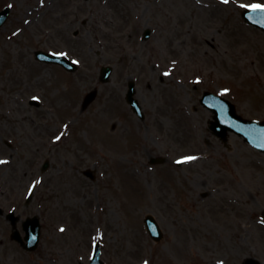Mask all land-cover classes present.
Here are the masks:
<instances>
[{
  "label": "rangeland",
  "instance_id": "obj_1",
  "mask_svg": "<svg viewBox=\"0 0 264 264\" xmlns=\"http://www.w3.org/2000/svg\"><path fill=\"white\" fill-rule=\"evenodd\" d=\"M253 3L264 0H0L12 7L0 28V207L22 235L27 217L42 222L27 251L0 214V264H90L97 241L107 264H264V153L233 132L223 143L199 101L211 90L264 120V32L241 16ZM131 79L144 120L125 98ZM184 156L197 159L178 165Z\"/></svg>",
  "mask_w": 264,
  "mask_h": 264
},
{
  "label": "water",
  "instance_id": "obj_2",
  "mask_svg": "<svg viewBox=\"0 0 264 264\" xmlns=\"http://www.w3.org/2000/svg\"><path fill=\"white\" fill-rule=\"evenodd\" d=\"M9 12H10L9 7H7L5 10L0 12V25L6 20ZM244 18L250 23H253L256 26L261 27L264 30V13L253 12L252 10H249L244 12ZM36 54L40 59L60 62L72 69L74 67L73 64H70V62L63 57L44 53L42 51H38ZM108 70L109 68L105 69V75H107ZM95 95H96L95 91L91 92L86 98L85 105H87L95 97ZM128 97L129 100L134 104L135 109L140 113V107L138 106L137 101L132 98V92L129 93ZM203 101H206V104L212 107V109L215 112L216 121L213 122L212 128L219 136H221L224 140H226L227 130L231 129L242 135H245L247 140L252 142L254 145L258 146L260 149L264 150V122L258 123V122L242 119V117L236 114L234 106H232L229 102H227L223 98L217 97L214 94L207 93L203 98ZM8 217L13 220V223H15L16 218L14 217L13 214H10ZM146 222L148 229L152 234L156 235L157 233H159L157 223L152 216H148ZM24 225L28 231L27 238L29 241H31L29 245H31L34 248L36 247L39 239L38 218L37 217L32 219L29 218L24 223ZM13 237L21 241V238L17 231L13 234ZM97 258H95L94 261L95 264L97 263ZM245 264H259V263L254 259H247Z\"/></svg>",
  "mask_w": 264,
  "mask_h": 264
},
{
  "label": "snow or ice",
  "instance_id": "obj_3",
  "mask_svg": "<svg viewBox=\"0 0 264 264\" xmlns=\"http://www.w3.org/2000/svg\"><path fill=\"white\" fill-rule=\"evenodd\" d=\"M222 3L227 4V3H229V0H222ZM9 7H11V5H9ZM241 7L242 8H250L253 12H262V13H264V4H261V3H253V4L241 5ZM54 55H58V56L63 57V56H66L67 54L61 52V53H56ZM72 63L78 64L79 61L73 60ZM164 75H169V73L166 72V73H164ZM224 91L227 92L228 90L225 89ZM32 99L34 101H38L39 100V98L35 97V96L32 97ZM62 135H63V133H61L60 135H57L55 137V139L56 140H60ZM195 159H197V157H195V156H184L180 160H177L176 163L177 164H182V163H185V162H188V161H192V160H195ZM3 163H6V161L0 160V164H3ZM261 223H264V220H262ZM59 230L61 232L65 231V229L63 227H61ZM33 239H35V238H33ZM94 247H95V244H94ZM144 264H148V262L145 261Z\"/></svg>",
  "mask_w": 264,
  "mask_h": 264
}]
</instances>
